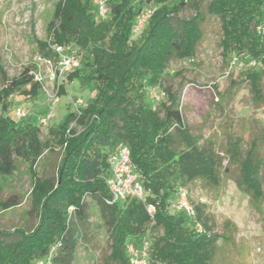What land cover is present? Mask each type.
<instances>
[{
  "label": "trees",
  "instance_id": "trees-1",
  "mask_svg": "<svg viewBox=\"0 0 264 264\" xmlns=\"http://www.w3.org/2000/svg\"><path fill=\"white\" fill-rule=\"evenodd\" d=\"M155 5V13L133 39L140 33L134 32L137 16ZM108 6V15L101 18L93 0H59L47 26V40L39 42L47 58L56 59L53 45L82 50L80 66L66 76H83L96 93L80 115L71 111L52 127L53 138L66 144L58 177L35 183L34 227L0 230V264H34L60 239L63 246L54 264H74L76 233L88 224L89 196L98 201L109 234L101 264H131L127 245L145 235L150 239L148 264H223L233 253L239 254L240 264H247V246L235 240L237 225L226 218L218 233L208 206L195 204L187 187L199 184L219 192L225 180H233L261 214L264 166L259 140L254 137L245 148L239 140L230 141L219 150L216 140L202 141L187 126L178 90L165 87L167 99L159 108L150 106L147 97L150 86L166 81L171 61L198 54L207 16H215L220 20L222 54L256 61L243 74L255 100L264 103V37L257 31L264 22V0H108ZM187 9L195 14L183 17ZM24 86L28 89L20 91ZM40 88L33 68L27 66L20 76L8 78L0 91V105L7 113L0 116V176L13 174L18 159L34 164L43 151L39 119H15L9 98L21 93L32 99ZM121 142L129 146L148 194L145 201L108 205V158ZM180 188L187 190L196 210L193 218L170 207ZM19 202L18 197L0 200V209ZM150 204L154 218L147 211Z\"/></svg>",
  "mask_w": 264,
  "mask_h": 264
},
{
  "label": "rangeland",
  "instance_id": "rangeland-1",
  "mask_svg": "<svg viewBox=\"0 0 264 264\" xmlns=\"http://www.w3.org/2000/svg\"><path fill=\"white\" fill-rule=\"evenodd\" d=\"M58 1L0 0V91L6 86L8 78L20 76L25 67L31 66L33 71L45 77L47 89L58 94L57 101L49 100L41 87L32 99L21 93L9 97L12 103L10 113L15 119H19L16 116L18 108L25 109L28 114L24 118L34 122L48 114L52 117L47 125H41L40 138L45 144L38 160L32 164L26 159H18L13 174L0 176V200L18 197L20 201L0 209V230L4 231H13L18 227L28 229L37 224L38 217L33 211L35 183L37 179L58 177V167L66 147V144H59L53 138L51 129L64 122L68 114L74 111L76 98L87 100L95 90L93 84L83 76H73L71 79L64 76L53 82L48 77L57 66L56 59L42 56L39 42L47 40V26ZM193 14V9L181 13L183 17ZM207 19L206 33L198 54L194 58L171 61L166 81L148 88L147 102L153 108H159L161 101L167 99L165 87L171 86L181 94L187 126L202 141L216 140L215 146L221 150L222 145L228 142L230 146V141L235 140H239L242 148H245L250 140L257 137L264 166V103L255 100L243 74L246 67L229 71L233 56L222 54L220 20L215 16H207ZM143 29L134 34L133 39ZM78 52L84 58L83 51ZM49 59L54 60L52 64L48 63ZM24 89L28 87L24 86L20 91ZM153 91L159 99L153 97ZM6 114L0 105V116ZM82 130L81 126L77 127V132ZM224 164H227V160ZM224 184L219 192H211L199 184L187 189L195 204L205 203L208 206L218 233L223 232V220L226 218L237 225L235 240L243 248L247 246V264H264V208L261 214L257 212L250 204L248 195L233 180L227 179ZM86 202L89 219L87 226L76 233L78 243L74 264H101L108 229L103 223L98 201L89 196ZM143 238L137 237L132 240L133 244L142 247ZM240 263L239 254L233 253L223 264Z\"/></svg>",
  "mask_w": 264,
  "mask_h": 264
},
{
  "label": "built area",
  "instance_id": "built-area-1",
  "mask_svg": "<svg viewBox=\"0 0 264 264\" xmlns=\"http://www.w3.org/2000/svg\"><path fill=\"white\" fill-rule=\"evenodd\" d=\"M98 16L103 18L109 13L108 0H93ZM156 7L149 6L144 9L136 18V23L134 26V32H139L143 29L152 15L155 13ZM257 31L264 37V22L257 26ZM54 52L56 53V63L57 66L50 75L49 79L53 82L55 79H61L66 76L67 73L78 68L81 64V57L78 51L72 45H53ZM53 59H49L48 63L52 64ZM256 61L249 60L246 61L238 56H233L230 61L229 71L233 68H244L247 66H253ZM35 78L40 82L41 87L46 92L49 100H58V94L51 93L47 86L44 84L45 77L40 72L33 71ZM155 92V91H153ZM95 91H93L90 97L95 96ZM155 99H159V96L153 93ZM87 105V100L83 98H76L74 100V112L80 115V111L83 107ZM28 112L23 108H18L16 111V116L18 118L26 117ZM52 117L51 114L42 116L39 118V123L41 125H47L49 119ZM108 162L110 164V173L106 177V185L108 187L109 196L105 198V203L108 205H113L117 203H122L128 199H137L140 201H145L148 191L146 190L143 181L137 171L135 164L131 159L130 148L127 144L121 142L119 143L113 152L109 155ZM171 209L184 211L190 217L196 216V210L189 201L188 192L184 188H180L170 201ZM75 208H70V214L74 212ZM147 211L149 215L154 218L155 207L150 204L147 206ZM197 230L201 231L202 226L197 224ZM142 247H137L133 244V241L129 242L127 245V250L130 255L131 264H148L149 250H150V239L148 236H143ZM63 246L62 239L54 242L47 254L40 259L35 261V264H54L55 257L57 256L59 250Z\"/></svg>",
  "mask_w": 264,
  "mask_h": 264
}]
</instances>
